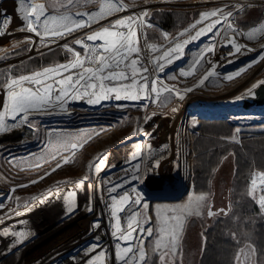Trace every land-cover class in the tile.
<instances>
[{
  "label": "rangeland",
  "instance_id": "1",
  "mask_svg": "<svg viewBox=\"0 0 264 264\" xmlns=\"http://www.w3.org/2000/svg\"><path fill=\"white\" fill-rule=\"evenodd\" d=\"M153 1L120 0V2L124 4L126 8L146 6L151 4ZM176 1L177 2L175 4H166L160 5L159 7L154 6L153 8H150L151 10L148 12L149 24L146 25L147 27L145 29V38L148 39L149 44L171 47L170 41L172 38L178 37L180 32L190 28L191 25L199 19L201 13L216 9H223L225 14L228 12L233 13L232 18L235 21L236 27L238 30H240V32H242V37L245 36L246 38L244 43L251 44L249 46L250 48H259L262 51V44H264V0H211V2H208L210 0ZM235 1L236 3H234ZM32 2L35 4L43 3L45 5L47 14L50 13L54 15L55 13L60 15L62 13L58 12L61 10H66L63 6L66 3V0H32ZM16 3H18V0H0V14L2 13L3 16V11H7V9L11 10V8ZM233 5H235V7H233ZM177 9L188 10V17L194 15L196 16L191 18V21L182 29L171 31V29L165 30L161 28L156 21L154 14L160 13L162 11H171ZM12 10H14V8H12ZM98 10V0H79L77 6L73 7L70 13L75 16L78 12L91 13ZM119 12H115L111 16H114ZM212 19L215 20L216 18L214 17ZM114 21L115 20H110L108 22L102 23L101 25L93 22L88 29L82 27L77 29L78 33L76 34H73L76 32L73 31L71 34L65 35L63 38L57 37L58 39H68L65 40L66 42H60L56 45L46 46L45 48L39 49L40 51L38 50V52L33 53V55L30 53L33 49V46H37L39 48L44 47L36 42V39L33 36L28 35L22 37L20 40H16L15 43L9 45L8 47L4 46V43L0 38V59L8 58L4 62L0 63V67H7L9 65L12 66L18 63L20 64L23 61L34 58L38 55L50 53L55 50H64L66 53H68V55L66 57H62L58 62H53L49 65H43L30 72H16L14 75H12V77H10V79L18 78L24 75H31L36 71H42L46 67H53L55 65L68 63L73 59V57L72 54L63 47L66 44L74 50L79 51L83 57L85 49L81 48L79 45H76L75 40L81 38L86 39L87 34H91L94 30H99L102 26H109L111 22ZM248 21H250L249 24H247ZM173 23H175V20H173ZM11 24L12 26L17 25V27L20 25L19 27L21 29L22 25H25L26 22H24V20L21 18H15V20L13 18L11 19ZM10 26H8L9 28L7 27V29L4 31L10 29L12 27ZM199 26L200 25L197 27ZM257 29H259L258 34H256L257 36L251 35V39H249V35L247 33ZM260 30L262 32H260ZM9 31H7V33ZM164 34L168 35V40H165ZM209 35L211 34L209 33L207 35V39ZM258 36H261V38H259V42L252 41L253 38H257ZM203 37L205 38V36H202L198 41L191 42L189 45H187L184 49V55L180 59L175 60L171 65L166 66L164 73L159 74L161 77H166L169 74H174L177 76V80H165V83L168 85H176L181 89H193L185 95L183 100H179L175 93L169 95V93L164 92L161 93L159 99L150 100L143 97L139 100H125L122 98L119 101L115 99H100V101L96 102L95 104H89L87 102L86 96V98L78 96L74 99H69L68 103L63 109L56 108L52 110L50 105L49 112L30 115L28 119L33 121V127L23 124L19 127L10 128L0 132V136L17 130H22L23 134V139L19 142L0 143V203L5 204V207L0 209V217L4 218L3 221L8 222L11 220L8 219V213L10 210L13 212L16 210L21 211L29 204L36 203V199H33L29 204H27V202L30 201L32 195L36 196L37 192L45 195L55 191L61 186H75L79 181H81L82 178L85 177H87L88 180L84 182L82 188L87 189L79 192L78 194L87 192L89 194L88 196H91L90 200L83 201L85 203H77V207L74 209L73 213L70 215L65 214L64 217L59 219V221L57 219L58 216L52 217L51 219H39L40 223L37 222L38 220L36 218L31 220V222H29L28 230L31 232L34 231L36 234L32 236L30 233L28 239H26L23 243H12V247H9V249L4 248L6 251L0 253V258L4 259V262H0V264H63L62 262H64L65 259L62 260L59 255H54L55 252H50V246L41 247L39 242L41 240L45 241L49 238L48 236L52 235L53 238L51 237L52 240L50 241L51 247H53L54 244L56 245V242L60 240H63L64 243L70 242L72 236L80 229L84 228L83 231L86 230L87 232L88 230L92 229L90 227L93 226V223L97 221L98 218L101 219L100 228H102V225L105 222L110 223L112 227L113 222L109 216V209L106 207V203L108 204L107 201H109V193L107 192V188L110 185L108 181L119 182L125 178L128 179V183H126L123 188L118 189V193L124 192L126 188L131 199H138L140 201L139 197L150 198V219L147 216L145 209H142L139 210L141 216H138V221L143 228H147V225L150 223L153 231L152 235H148L146 238H144L139 249V251H144V255L140 258L139 262H136V264H187L188 260L189 264L192 263V258H195L199 252H201L205 244V230L208 226V223L215 220L214 215L220 212L228 204L229 200H227L226 197L227 190L229 189L231 175L234 171L233 157L232 155H229L225 158L219 170L217 171L218 174L214 180V186L212 187L214 193H197L194 190L192 185V140L195 129L194 127L201 123V121L204 119V116H206L207 119H214L221 116H224L225 118L234 116L239 121L247 125L251 124V122L254 123V121L259 123L257 119H252L250 117L248 118V116L252 115H243L230 112H232V110L237 106L242 105L244 94L255 88L252 87L249 89V87L254 86L251 85L254 81H256L257 86L260 85L258 80L263 79L264 81V62L263 60H260L259 64L256 63L258 65L257 67H246L244 74L246 76L251 74L255 76L251 80H249L248 76V78L245 76L234 77L229 81L225 80L224 76L221 78L220 75H215L209 77L210 80L205 81L203 85H199V79L203 77L202 75L207 71V69H211V64L206 63V60L211 58V54H207L205 59L201 60V63L204 64L205 68L203 71H201L199 66H197V72L194 75L189 77L179 76V71L181 69L187 70L189 64L192 63L196 57L199 49L202 48H199V45L201 42L206 41L203 40ZM234 38L236 39L235 35ZM141 42L142 41L140 39V41L137 43L142 49ZM237 42L244 44L242 39L239 41L237 40ZM87 43L92 44L93 42L88 41ZM94 43L101 44L102 42L96 41ZM226 45L227 44H225V46ZM18 46L25 47V49L20 50L19 54L13 55L14 52L17 51L16 48ZM222 46H224V44H221L219 47L223 48ZM220 48H217L216 51L223 53V51L219 50ZM229 48L230 46L227 45L225 52ZM243 50L247 51L246 48ZM244 55L246 56V54H243L242 56ZM236 56L238 55H234V58H236ZM23 57L28 58L21 59ZM211 59L216 61L214 57ZM226 61V58L220 59L217 64V68H222L225 66L222 70L225 71V68H229L226 70V72L232 73L233 70H231V68H236V66H230V64L226 63ZM247 61L245 64H241V66H247ZM223 62H225V64L220 66L219 64ZM144 63L147 64V61ZM148 67L151 70V66L148 65ZM18 69H21L20 65H18ZM72 71L75 72L77 70L73 69ZM67 74L68 73H64V75ZM8 81H6L0 87V109H3V106L7 101L5 87ZM45 82L51 81L46 80ZM26 86L31 87V85L27 84ZM245 86L247 87L246 90L243 89ZM235 89L240 91L238 92ZM55 94L56 93H53L52 95L54 96ZM173 109L176 110L173 111ZM227 109L229 111H227ZM148 117L150 118V127L147 125ZM253 117H259L261 118V122L263 121V123L260 122L258 128L264 124V117ZM19 118L20 116L18 115L17 120H19ZM183 120L186 122L185 126L182 127L187 129L186 132H190V140L188 150L185 147L183 148L184 152L182 158L179 146L181 143L178 136L181 133V130L180 128L172 126V123L173 121H178V123H180L178 126L181 127ZM14 122L15 121H12L10 116L6 117L5 119L6 125ZM140 125L143 127V132L142 129H140ZM147 129H149V131ZM150 129H153L152 133L155 140L154 142H150L154 161H152L151 153L146 147V140L149 136H151ZM250 129L255 130L251 127ZM78 131L81 133H92V135L90 138L86 139L81 147H79L77 150H74V155L70 156V153L65 151L61 154H58L53 159L51 156L46 155L42 151L46 148V141L48 139L49 133H76ZM133 133L134 136H131ZM128 137L133 138L136 142H141L140 145L138 144V146L135 147L138 149V152H135L133 149H131V153L125 155L126 157L123 161L119 163H111V165H108V167L105 165L101 171L97 172V175L92 174L91 170H89L90 163L94 160H97V157H100V154L104 150L113 148L114 146L117 147L120 143L121 145L127 144L128 142L123 144L122 142H124ZM156 137H158V139L160 138L163 145L159 151H155V153H153L154 148H157V141L155 139ZM237 140H239V137ZM119 149H121V147L115 150L113 153L116 151L118 152H116L115 155L109 159L117 158L119 151L122 152L126 148L121 150ZM113 153H110L109 155ZM107 154L108 153L104 155L106 156ZM137 154L139 155L137 156ZM61 155L69 157V162L66 164L62 163ZM39 156H43L44 158L40 159L38 162L37 157ZM134 156H137V159L134 160ZM185 158L187 159L185 167L178 169L180 164L178 162L180 161L183 165ZM9 160H12V163H9ZM170 161H172L173 166L167 164L168 162L170 163ZM58 162H61L62 166L56 168V164ZM107 162L109 161L106 160V163ZM136 163H139L140 167L134 172L133 165ZM188 164V181L186 183V171ZM53 168H56V170L52 171ZM48 172H51V175L46 176L44 179H40V177L45 176V173ZM179 172L184 177L185 182L183 183L181 178L178 179L175 184L177 186L182 184V187L186 186L185 190L181 191V195L170 197L171 199H155L151 201L153 197L152 195L155 193L144 192L147 190V188H150L148 185V180L152 179L153 183H150V186L157 188L159 185L163 186L166 184V177H169L171 173L173 176L175 175L174 177L177 179L176 176H180ZM258 173H261L262 176H260ZM146 174H148V176H145ZM133 176L138 178L134 179L132 178ZM262 177H264V172H257L251 179L250 190L252 193L259 195L261 187H264V180L260 181ZM33 181L37 182L32 183ZM144 183H146L145 189H143ZM13 188H15L16 191L11 193V200H7L6 198L9 196L10 190ZM112 195H117V193H113ZM88 196H86L84 200H87ZM17 197L19 198L18 200ZM131 199L129 203H131ZM211 202H213V206H211ZM262 203L264 202L262 198H260L259 204ZM220 205L223 208L215 212L214 209H217ZM89 206H91V211L86 210ZM137 206L138 205H133L135 208ZM126 208L128 209L127 205L125 206V212L119 213L120 217H127L126 214L128 213L129 209L127 210ZM209 209L214 212L212 215L214 217H210L208 215ZM93 211L103 216H96L94 219H92L90 224H88L90 226L89 227L86 224L89 222L88 218ZM169 217H173L174 221L176 218H178L179 222L175 223L173 221H169L168 223L167 218ZM39 218L41 217L39 216ZM41 221L43 223H41ZM161 223L165 225L163 230H161ZM123 225L126 226V224L122 223L121 226ZM31 228L33 230H31ZM40 228H42L41 231ZM71 231H74L75 233H71ZM88 235L89 234H87V236L83 235L84 240H82V246L85 243V240H87L86 238ZM58 238H60V240H57ZM78 241L80 240H77L76 242ZM45 244H49V241H47ZM76 249L80 251L81 247L72 248L74 253H76ZM92 256L95 255L92 254ZM241 256L246 260V263L251 261V255H249L248 251L245 253L239 252L238 261L236 260L237 264H240L239 257ZM135 260L137 261L136 258ZM251 262L254 264V260Z\"/></svg>",
  "mask_w": 264,
  "mask_h": 264
},
{
  "label": "snow or ice",
  "instance_id": "2",
  "mask_svg": "<svg viewBox=\"0 0 264 264\" xmlns=\"http://www.w3.org/2000/svg\"><path fill=\"white\" fill-rule=\"evenodd\" d=\"M98 2V11L91 13L78 12L73 16L70 14L71 9L77 6L79 0H66V3L63 5L66 10L60 15H48L43 3L33 4L32 0H18L19 7L17 11L21 15V19L26 22L20 30L34 33L40 37L39 44L46 47L48 44L54 42V40L49 38H63L76 29L86 25L91 26L93 22H98L115 12L126 9V6L120 0H98ZM147 12V9H143L140 13L130 14L126 18H118L114 22H111L109 26H102L99 30H94L91 34H87L86 39H76L75 44L85 49L83 57L79 51L74 50L66 44L63 47L73 57L68 63L46 67L42 71H36L31 75L10 79L5 87L7 101L3 109H0V132L5 131L9 127L16 128L23 124L33 127V121L28 119L30 115L47 113L50 111V105L52 110L56 108L63 109L69 99H74L78 96H86L89 104H95L100 99H115L117 101L122 98L125 100H139L142 97L150 100L159 99L161 93L164 92L169 93V95L175 93L179 100H183L185 95L193 89H181L176 85H168L165 83V80H177V76L169 74L166 77H161L159 74L164 73L166 66L171 65L175 60L180 59L184 55V49L187 45L198 41L202 36L209 33L211 35L208 36V40L205 41L204 46L199 49L187 70L181 69L179 71V76L189 77L194 75L197 72V66L203 71L204 64L201 63V60H204L207 54L214 56L217 48L222 43L230 46V51L226 56L237 53L244 54L241 50L245 49L246 46L238 43L233 38L234 35H238L239 33L232 28V25L227 20L233 13L228 12L225 14L223 9H216L201 13L199 19L190 28L180 32L178 37L172 38L170 41L171 47L146 44L145 48L147 51L144 55H141L142 49L137 43L136 29L144 26V17L147 15ZM85 17L87 18L85 19ZM214 17L216 18L215 20L212 19ZM221 21H224L227 27L223 25L217 27V25L221 24ZM10 22L11 17H4V20L0 21V35L5 34L4 29L10 25ZM198 25L203 26L197 27ZM121 29L125 30L122 31ZM229 29H231V32ZM164 36L165 40H168V35L164 34ZM218 37L219 39H217ZM248 38L251 39V34H249ZM88 41L93 43L88 44ZM96 41H101L102 43L95 44L94 42ZM252 50L251 48H247L248 52ZM226 56L222 57V59H225ZM145 59L147 60V64L144 63ZM260 60H264V53L254 58L253 61H250L247 66H242L236 70L233 74L224 75L216 73L215 69L218 62L209 58L206 60V63L211 64V69L206 71L198 83L202 85L209 77L215 75H224V79L230 81L234 77L241 76L246 71V67L250 68ZM148 65L151 66V70ZM73 69L77 71L73 72ZM64 73L68 74L64 75ZM46 80H50L51 82H45ZM259 83L264 84V81H260ZM26 84L31 85V87L26 86ZM256 86L254 85V87ZM53 93L56 94L53 96ZM175 110L173 109V111ZM18 115L20 116L19 120H17ZM8 116L15 122L6 125L5 119ZM91 135L92 133H81L79 131L76 133H49L46 148L42 151L53 159L65 151H68L71 156L75 154L74 150L81 147ZM137 156H134L133 159H137ZM43 158V156H39L37 157V161L39 162ZM97 160L99 163L90 164L89 167H94L95 171L99 172L105 166L106 157H97ZM61 161L66 164L69 162V157L61 155ZM9 163H12V160H9ZM62 163L58 162L56 168L61 167ZM139 167V163L134 164L133 171L135 172ZM56 168H53L52 171H55ZM48 175H51V172L45 173V176L40 177V179H44ZM132 178L138 177L133 176ZM85 180H87V177H85ZM36 182L33 181L32 183ZM108 183L110 186L107 188V192L109 193L110 203L106 204V207L109 209V216L113 222L111 234L117 240L115 248L119 249L117 260L122 262V264H136V260L133 259L136 253L133 251L134 245L132 242L137 237L142 240L143 234L152 235L153 229L151 226L146 229L143 228L137 219L138 216H141V213L133 205H139L140 201L138 199H131L126 188L123 193H118V189L123 188L128 183V179L125 178L119 182L108 181ZM83 185L84 180L79 181L73 189L67 191L63 196L66 214L70 215L77 207L76 189L83 187ZM15 191V188L11 189L6 199L11 200V193ZM113 193H117V195H112ZM50 195L51 193H49ZM56 195L59 196V193ZM46 199H48V196L41 199L39 203H44ZM130 199L131 203H129ZM126 205L129 210L126 214V227L122 231L119 213L125 212ZM4 207L5 204L0 203V209ZM142 207L146 208L147 203H144ZM86 210L91 211V206ZM21 214L19 210L14 212L10 210L8 219H12L13 216L19 217ZM167 219L168 223L169 221L179 222L178 218L175 221L173 217ZM3 220L4 218L0 217V223H3ZM23 223V221H17L13 225L0 228V236L3 238L12 236L13 240L10 243H23L30 235V232L27 230H18V225H22ZM161 225V230H163L165 225L163 223ZM100 226L99 220L93 223V227L96 229H99ZM96 239L97 243L90 244L82 250L85 255L89 256L85 264H104L106 252L99 244V238L97 237ZM121 241L126 242V244L122 246ZM137 251H139L138 247ZM92 252H96V255L92 256ZM73 260H75V257H73Z\"/></svg>",
  "mask_w": 264,
  "mask_h": 264
},
{
  "label": "trees",
  "instance_id": "3",
  "mask_svg": "<svg viewBox=\"0 0 264 264\" xmlns=\"http://www.w3.org/2000/svg\"><path fill=\"white\" fill-rule=\"evenodd\" d=\"M18 7L19 5L11 10L9 16H2L1 13L0 20L3 21L4 17H11L14 20L15 18H21L17 11ZM187 12L189 11L182 9L162 11L155 13L154 17L161 28L175 31L182 29L191 21V18L196 16L188 17ZM173 20H175V23H173ZM249 23L250 21L247 22V24ZM10 25L12 26L11 22ZM24 49L25 47L17 49L13 55L19 54L20 50ZM67 55L68 53L64 50H55L28 59L20 64L0 68V87L16 72H30L43 65L58 62ZM18 65L21 69H18ZM235 109L245 110L242 105L237 106ZM249 117L257 119L259 123L254 121V123L251 122L247 125L234 116L228 118L221 116L214 119H203L199 125L194 127L192 140V185L194 190L197 193L212 192L213 194L212 187L218 174L217 171L229 155L233 157L234 171L227 190L228 204L215 214V217L212 216L215 220L209 222L205 230V244L201 252L195 258H192L191 264H237L236 260L238 261L239 252L245 253L246 251L251 255L250 259L254 260V264H264V203L259 204L260 198L264 202V187H261L259 195L252 193L250 190V181L253 176L257 172H264V124L258 128L261 118ZM250 127L255 130H251ZM7 129H10V127ZM238 137L239 140H237ZM22 139V130H17L1 135L0 143H14ZM131 146L135 148L138 145ZM188 169L189 164L186 171V183L188 181ZM150 183H153L152 179L148 180L150 188H147L144 192H158L162 189L159 186L157 188L151 187ZM145 187L146 183H144L143 189ZM139 198L140 204L136 208L138 211L145 209L150 219V198ZM144 203H147L146 208L142 207ZM147 226L149 227L150 223ZM147 236L143 234L142 240L139 237L136 239L141 245ZM143 255L144 251H139L133 259L136 258V262H139ZM187 264H189V260Z\"/></svg>",
  "mask_w": 264,
  "mask_h": 264
},
{
  "label": "bare ground",
  "instance_id": "4",
  "mask_svg": "<svg viewBox=\"0 0 264 264\" xmlns=\"http://www.w3.org/2000/svg\"><path fill=\"white\" fill-rule=\"evenodd\" d=\"M153 1V0H152ZM150 2V1H149ZM177 1L176 0H156V1H153L151 4H148V5H146V6H136V7H134V8H132V7H127L125 10H123V11H121V12H119V13H117V14H115L114 16H108V17H106V18H104V19H101V20H99L98 22H95V23H97V24H99V25H101L102 23H104V22H108V21H110V20H117L118 18H126V17H128L130 14H137V13H140L141 12V10H143V9H147L148 10V12L151 10L150 8L152 7H154V6H156V7H159L160 5H166V4H175ZM208 2H211V0L210 1H208ZM238 2V1H237ZM234 3H236V1L234 2ZM245 3H247V2H245ZM34 4V3H33ZM148 12H147V15L144 17V20H145V24H144V26L142 27V28H137L136 29V32H137V42H139L140 41V39H141V45H142V52H141V55H144L145 54V52L147 51L146 50V48H145V45L146 44H149V42H148V39L147 38H145V29H146V25L147 24H149L148 23ZM232 13V12H231ZM71 14V13H70ZM48 15H53V14H50V13H48ZM72 15V14H71ZM85 19H86V17H85ZM227 20H228V23H230L231 25H232V28L233 29H235L236 30V32L237 33H239L238 35H235V37H236V40H240V39H242V42L244 43V41L246 40V38H245V36H243L242 37V32H240V30H238V28L236 27V24H235V21L233 20V18H232V16H230V17H228L227 18ZM25 22V21H24ZM205 23H207V21H205ZM224 26V27H227V25L226 24H224V21H221V24L220 25H217V27H221V26ZM16 26V27H15ZM15 26H12L10 29H8L7 31H9V30H11V31H9L8 33H7V31H4L5 33H7L5 36V38H6V45L7 46H9V45H11V44H13V43H15L16 42V40H20L22 37H25V36H28V35H30V36H33L35 39H36V42H38L39 43V40H40V37H38V36H36L34 33H32V32H23V31H21L20 30V25L17 27V25H15ZM203 25H200L199 27H202ZM85 27V29H88V28H90L89 26H84ZM80 29V28H79ZM122 31H124L125 29H121ZM76 32H74L73 34H76V33H78V31H77V29L75 30ZM229 31L231 32V29H229ZM258 32H259V29H257V30H252V32H249V33H247L248 35L249 34H251V35H256V34H258ZM260 32H262L261 30H260ZM222 34H223V30H222ZM147 35V34H146ZM257 36V35H256ZM207 35H205V38L203 37V40H208L207 38ZM0 38L2 39V36L0 35ZM59 38V37H58ZM57 37H54V38H49V39H52V40H54V42L53 43H50L48 46H51V45H56V44H58V43H60V42H64L65 40H67L68 38H66V39H58ZM140 38V39H139ZM233 38H234V36H233ZM259 38H261V36H258L257 38H253V40L252 41H255V42H259L260 40H259ZM201 39V38H200ZM217 39H219V37L217 38ZM235 39V38H234ZM244 39V40H243ZM201 41V40H200ZM199 41V42H200ZM66 42V41H65ZM204 44H205V41H203V42H201V44L199 45V48L200 47H203L204 46ZM223 44V43H222ZM245 44V43H244ZM139 45V44H138ZM152 45H154V44H152ZM251 44H245V48L247 49V48H250L249 46H250ZM262 45H264V44H262ZM223 48H220V47H218V48H220L219 50H221V51H223V53H220V52H218V51H216L215 52V55L214 56H212V55H210V57L212 58V57H214V59H216V61L218 62L220 59H222V57H225L226 56V54H228L229 53V50H230V48L229 49H227L226 50V52H225V49L227 48V45L225 46V44H224V46H222ZM42 48H45V46L44 47H41V48H39V47H37V46H33V49H32V51L30 52L31 53V55H33V53H36V52H38V50L39 49H42ZM251 49H253L251 52H248V51H245V50H243L242 49V51H243V53L244 54H246V56L244 55V56H242L241 54H239V53H237V54H235V55H238V56H236V58H234V55H227L226 56V59H227V61H226V63H228V64H230V66H236V68H231V70H233V72L232 73H227L226 72V70H228L229 68H225L224 70L225 71H223L222 69H223V67H225V66H223L222 68H216L215 70H216V73H218V74H224V75H226V74H233L236 70H238V69H240L242 66H241V64H245V62L247 61L248 63L250 62V61H253L254 60V58H256V57H258V56H260L262 53H264V47H262L261 49H262V51L259 49V48H251ZM40 51V50H39ZM234 59V60H233ZM147 60L145 59V61L144 62H146ZM229 61H234V62H229ZM260 62V61H259ZM259 62H256V63H258L259 64ZM263 62H264V60H263ZM234 63V64H233ZM256 63H254L253 64V66H255V67H257L258 65L256 64ZM223 64H225V62H223V63H221V64H219L220 66H222ZM245 66V65H244ZM253 66L251 67V68H253ZM260 66V65H259ZM218 67V66H217ZM205 69V68H204ZM207 70H210V69H207ZM218 70H220V71H218ZM221 71H223V72H221ZM199 73V72H198ZM206 73V72H205ZM204 73V74H205ZM203 74V75H204ZM202 75V76H203ZM224 75H220L221 76V78H223V76ZM246 75L244 74V73H242V75L241 76H239V77H245ZM248 77H249V80H251L253 77H255V76H253L252 74L251 75H247ZM246 76V77H247ZM247 77V78H248ZM201 79V78H200ZM199 79V80H200ZM208 80H210V79H208ZM208 80H206V81H208ZM224 80V79H223ZM240 81V80H239ZM248 81V80H247ZM246 81V82H247ZM259 82L260 81H263V79L262 80H258ZM258 82V83H259ZM224 83V82H223ZM241 83V82H240ZM242 84V83H241ZM170 85H172V84H170ZM199 85H201V84H199ZM203 85V84H202ZM251 85H257L256 84V81H254ZM252 87H254V86H252ZM251 87V88H252ZM244 90H246L247 89V87L245 86V88H243ZM235 90H237L238 92L240 91V90H238V89H235ZM235 92V91H234ZM247 92V91H246ZM244 93V92H243ZM86 98V97H85ZM87 99V101H88V98H86ZM72 101V100H71ZM100 100H97V102H99ZM154 105V104H153ZM152 106V105H151ZM149 114V113H148ZM150 116V115H149ZM157 118V117H156ZM157 120V119H156ZM185 122L186 121H184L183 120V123L181 124V127H179L178 126V124H180V123H178V121L177 122H174L173 121V123H172V126H175L176 128H180V130H181V133L178 135L179 136V138H180V143L181 144H179V146H180V154H181V156L183 155V152H184V147L185 148H187V150H188V145H189V140H190V132H186V130L187 129H185V128H183L182 126H185ZM147 125H148V127H150V118L148 117V120H147ZM141 126V125H140ZM183 128V129H182ZM140 129H142V132H143V127L141 126L140 127ZM148 131H149V129H147ZM138 131V130H137ZM156 131V130H155ZM153 129H150V133H151V136H152V139H151V136H149L148 137V139L146 140V147H147V149L150 151V153H151V158H152V161H154V157L152 156V146H150V142L151 141H155L154 140V135H153ZM169 135V134H168ZM131 136H134V133H133V135H131ZM162 136V135H161ZM166 136V135H165ZM142 137H143V134H142ZM142 137H141V139H142ZM168 137V136H167ZM124 138V137H123ZM178 138V139H179ZM156 139V141H157V144H156V146H157V148H154V151H153V153H155V151H159L160 149H161V146L163 145V143H162V141L160 140V138L158 139V137H156L155 138ZM158 139V140H157ZM169 139V138H168ZM128 142V143H127ZM123 143H127V144H124V145H121V143L117 146V147H113V148H109V149H106V150H104L101 154H100V157L101 158H105L106 157V160L107 161H109V162H107L105 165H107V167H108V165H111V163H116V162H121V161H123L124 159H125V155H128L129 153H131V149H133L135 152H138V149L137 148H134L133 146H130V145H138V144H140L141 142H136L133 138H130V137H128L124 142H122V144ZM128 146H129V148H128ZM119 147H121V149H123V148H126L125 150H123L122 152H120L119 151V154L116 156L117 158H113V159H109V158H111L112 156H114L115 155V153L116 152H118V151H116L115 153H113L115 150H117ZM121 149H119V150H121ZM106 153H108L106 156L104 155V154H106ZM110 153H113V154H111V155H109ZM160 154V153H159ZM171 154V153H170ZM66 155V154H65ZM64 155V156H65ZM109 155V156H108ZM105 156V157H104ZM65 157H67V156H65ZM165 157V156H164ZM182 158H183V156H182ZM112 160V161H111ZM169 160V159H168ZM130 161V160H129ZM182 161H183V159H182ZM186 161H187V159L185 158V160L183 161V165L181 164V162L179 161L178 163H180L179 164V166H178V169H180L181 167H185V165H186ZM96 163H99V161L98 160H94L93 162H91L90 164L91 165H94V164H96ZM168 165H170V166H173L172 165V161H170V163L168 162L167 163ZM125 165V164H124ZM161 166V165H160ZM166 169V168H165ZM168 169V168H167ZM170 169V168H169ZM89 170H91V172H92V174H95V175H97V172L95 171V168L93 167V168H89ZM169 173V172H168ZM180 173V172H179ZM146 175H148V174H146ZM175 176V175H174ZM173 175H172V173H171V175L167 178L166 177V184L165 185H159V187L160 188H162V189H168V191H174V190H178L179 192H181V191H183L184 189H185V187H182V184H180L179 186H177L176 184H175V182L178 180V179H181L182 178V180H183V183L185 182V179H184V177L182 176V174L180 173V176H176L177 177V179L174 177ZM119 177V176H118ZM81 180H84V182H86L87 180H85V178H82ZM70 182V181H69ZM58 184V183H57ZM170 184V185H169ZM60 185V184H59ZM68 186V185H67ZM177 186V187H176ZM69 187H72V188H69ZM74 188V186H68V187H66V186H61V187H59V188H57L55 191H52L51 192V195L49 196V194H45V195H43L42 193H40V192H37V194H36V196H34V195H32V197H31V199H30V201H28L27 202V204H29L34 198L36 199V203H34V204H29L27 207H25V208H23V210H21L20 212L22 213L19 217H15V216H13V219H11L10 221H8V222H5V221H3V223H0V228H3V227H5V226H7V225H13V224H15L17 221H23L24 223L22 224V225H18V230H27V231H29L30 233H31V235L33 236L34 234H36V233H34V231H30V230H28L29 228H28V226H29V222H31V220H34L35 218L38 220L37 222H39L40 223V220L39 219H42V220H44V219H46V218H52V217H55V216H58V221H59V219H61L62 217H64V215L66 214V206H65V204H64V201H63V196L67 193V191H69V190H71V189H73ZM85 189H87V188H78V189H76V191H77V196H76V203H85V202H83V201H88V200H90V198H91V196H88L89 194L87 193V192H83L82 194H78L79 192H81V191H84ZM119 192V191H118ZM57 193H59V196H57L56 194ZM123 193V192H122ZM46 196H48V199H46L45 200V202L44 203H39V201L41 200V199H43L44 197H46ZM86 196H88V198H87V200H84V198L86 197ZM152 196H154V195H152ZM152 199H153V197H152ZM152 199H151V201H152ZM106 202V201H105ZM108 203H110L109 201H107ZM107 204V203H106ZM104 205V204H103ZM100 207V206H99ZM22 209V208H21ZM127 209V208H126ZM128 210V209H127ZM64 211V212H63ZM96 214H98V215H96ZM39 216L41 217V218H39ZM96 216H103V215H99V213H95V211H93L92 212V214L89 216V218H88V220H89V222L86 224V225H88V224H90V221L92 220V219H94ZM127 216V215H126ZM123 217V218H122ZM121 217V224L123 223V224H126V219H127V217L126 218H124L125 216H122ZM53 220V219H52ZM98 220L99 221H101V219L100 218H98ZM48 222H49V220H48ZM94 222V221H93ZM41 223H43L42 221H41ZM44 223H46V222H44ZM37 224V223H36ZM89 226V225H88ZM87 226V227H88ZM36 227V226H35ZM77 227V226H76ZM85 227V226H84ZM90 227V226H89ZM105 227V228H104ZM125 225H123V226H121V229H122V231L125 229ZM90 228H92V229H90ZM89 229L90 230H88V232L86 231V230H84L83 231V229L84 228H82V229H80L77 233H75L74 231L76 230V228H75V230L74 231H71V233L72 232H74L75 234L72 236V238H71V241L70 242H67V243H64V241L63 240H60V238H58L57 240H60V241H58V242H56L57 244L55 245H53V247H51V244H50V241L52 240V238H53V235L52 236H48L49 238L48 239H46L45 241H43V240H41L40 242H39V245L41 246V247H45V246H47V247H49V250H50V252H55L54 253V255H59L60 257H61V259L63 260V259H65V261L64 262H62L63 264L65 263V264H85V261H87L88 259H89V256L88 255H85L84 253H83V249H85L88 245H90V244H94V243H97V237L99 238V240H98V242H99V244L103 247V249L105 250V252H106V257H105V261H104V264H122V262H120V261H118L117 260V253L119 252V249H116L115 248V245H116V243H117V240H116V237H114L112 234H111V232H112V230H113V228L111 227V225H110V223H108V222H105L103 225H102V228H99V229H96V228H94L93 226H91ZM86 229V228H85ZM31 230H33L32 228H31ZM42 230V228H40V231ZM111 231V232H110ZM49 234V233H48ZM85 235V236H87V234H89L88 235V237L86 238L87 240H85V243L83 244V246H82V240H84L83 238H84V236L83 235ZM110 234V235H109ZM109 235V236H108ZM52 237V238H51ZM62 238V237H61ZM13 240V237L12 236H8L7 238H3L2 236H0V253H3V251L5 252L6 250L4 249V248H8L9 249V247H12V243H10V241H12ZM77 240H80V241H78V242H76ZM47 241H49V244H45ZM63 243V244H62ZM78 243V244H77ZM121 243V245L122 246H124L125 244H126V242H120ZM133 245H134V247H133V251L137 254L139 251H137V247L140 249V242L137 240V239H135L133 242ZM79 247H81V250L80 251H78L77 249H76V253H74L73 252V250H72V248H79ZM51 248V249H50ZM97 251H99V249H97ZM78 253V254H77ZM92 254H94V255H96V252H92L91 253V255ZM129 255H131V254H129ZM73 256L75 257V260H73ZM27 259V258H26ZM58 259V258H57ZM55 262V261H54ZM53 262V263H54Z\"/></svg>",
  "mask_w": 264,
  "mask_h": 264
},
{
  "label": "water",
  "instance_id": "5",
  "mask_svg": "<svg viewBox=\"0 0 264 264\" xmlns=\"http://www.w3.org/2000/svg\"><path fill=\"white\" fill-rule=\"evenodd\" d=\"M4 15L9 16L10 14L7 11H3ZM28 57H23L21 59H25ZM243 103L242 106L245 110L243 109H233L232 112L230 113H239V114H249L252 116H262L264 117V84H260L258 86H256L255 88H253L251 91H249L247 94L244 95L243 97ZM227 111H229L227 109ZM204 119H207L206 116H204ZM260 176H262L261 173H258ZM178 192V190H174V191H168V190H159L158 192H152L155 193L153 196V200L155 199H171L170 197H175L178 196L176 195V193ZM181 195V193L179 194ZM212 202H211V206H212ZM214 214V212L209 209L208 211V215L212 216Z\"/></svg>",
  "mask_w": 264,
  "mask_h": 264
},
{
  "label": "flooded vegetation",
  "instance_id": "6",
  "mask_svg": "<svg viewBox=\"0 0 264 264\" xmlns=\"http://www.w3.org/2000/svg\"><path fill=\"white\" fill-rule=\"evenodd\" d=\"M65 12V10H61L60 12H58V13H64ZM54 15H59V14H55L54 13ZM22 46H18L16 49H20ZM8 58H4L3 60H1L0 59V63L1 62H4L5 60H7ZM0 68H3V67H0ZM245 94H247V93H245ZM244 94V95H245ZM212 204H213V202H212ZM213 206V205H212ZM223 207L220 205V206H218V208L217 209H214L215 210V212H217L218 210H221ZM252 261V260H251ZM251 261H249V262H247L246 263V260L241 256V257H239V263L240 264H252V262Z\"/></svg>",
  "mask_w": 264,
  "mask_h": 264
},
{
  "label": "crops",
  "instance_id": "7",
  "mask_svg": "<svg viewBox=\"0 0 264 264\" xmlns=\"http://www.w3.org/2000/svg\"><path fill=\"white\" fill-rule=\"evenodd\" d=\"M34 4H35V3H34ZM18 5H19V4L16 3L12 8H15V7H17ZM12 8H11V10H12ZM6 9H7V8H6ZM7 10H8V13L11 14V12H10L11 10H9V9H7ZM5 35H6V33H5L4 35H2V42L4 43V46H5V47H8V46L6 45L7 43H6V38H5L6 36H5ZM251 87H252V86H251ZM251 87H249V89H250ZM262 180H264V179L261 178L260 181H262Z\"/></svg>",
  "mask_w": 264,
  "mask_h": 264
},
{
  "label": "built area",
  "instance_id": "8",
  "mask_svg": "<svg viewBox=\"0 0 264 264\" xmlns=\"http://www.w3.org/2000/svg\"><path fill=\"white\" fill-rule=\"evenodd\" d=\"M189 162H190V159H189ZM180 193H181V192L178 191V192L176 193V195H179ZM3 260H4V259H1V258H0V262H4Z\"/></svg>",
  "mask_w": 264,
  "mask_h": 264
}]
</instances>
